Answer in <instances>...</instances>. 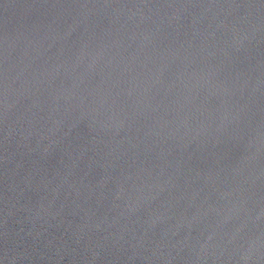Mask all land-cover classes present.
<instances>
[{"label":"water","instance_id":"obj_1","mask_svg":"<svg viewBox=\"0 0 264 264\" xmlns=\"http://www.w3.org/2000/svg\"><path fill=\"white\" fill-rule=\"evenodd\" d=\"M0 264H264V0H0Z\"/></svg>","mask_w":264,"mask_h":264}]
</instances>
